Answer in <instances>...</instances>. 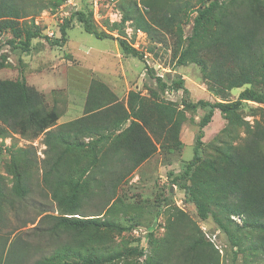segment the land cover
<instances>
[{
    "label": "rangeland",
    "instance_id": "rangeland-1",
    "mask_svg": "<svg viewBox=\"0 0 264 264\" xmlns=\"http://www.w3.org/2000/svg\"><path fill=\"white\" fill-rule=\"evenodd\" d=\"M44 1L49 2L47 9L38 13L33 11L37 1L30 0L29 8L33 13L20 20L24 28H37L41 34L32 40L28 50H24L23 35L14 38L10 32L0 34V82L24 83L40 93L41 108L45 112L55 111L59 116L53 128L112 108L109 117L101 116L97 122L100 119L101 126L109 125L131 112L132 94L143 98L148 105L159 102L183 110L186 103L196 104L200 100L235 101L243 90H233L224 97L217 95L203 78L198 64L178 66L179 54L176 55L173 49L175 36L164 32V43H159L141 29L143 33L137 34L139 29L131 21L132 14L129 21L122 24L125 13L121 6L119 23L111 22L105 15L94 18L98 32L107 35L98 38L95 34L87 33L76 16L78 12H89L86 0ZM189 15V22L184 25L185 38L193 34V14ZM67 22V36L62 39V27ZM12 40L17 47L9 44ZM120 40L134 44L143 59L125 54L120 47ZM55 42H59L58 45ZM147 67L153 68L163 82L150 77ZM181 79L184 80V87L172 89L173 81ZM250 88L258 96L264 94V85L255 84ZM241 109L238 112L239 119L234 121L216 110L213 121L205 128L201 171H207L208 174L203 178L204 182L218 183L231 177L233 165L223 166L225 156L222 153L231 148H238L242 155L254 161L264 158V104L245 101ZM206 112L202 108L194 111L186 109V120L179 133L168 121L164 122L163 128L153 127L160 130L158 135L154 136L148 131L157 147L156 152L123 180L107 210L103 215L96 216L99 218V227L87 231L92 238H83L82 245L78 247L69 244L68 237L41 238L33 232L44 214L37 213L42 207L38 210L31 208L32 202L45 204L53 216H81L59 213L49 188L42 181L41 167L37 165H34L31 173L33 184L30 197L26 200L14 197L11 191L14 185L13 157L19 158L20 162L21 152L35 150L38 159H44V134L35 136L31 130L21 135L0 120V129L5 130V134L0 137V175L7 188L6 193L13 198V206L20 208L21 202L27 206L23 205L27 210H22L20 215L17 213V217L10 211L8 227L0 230L1 262L5 261L14 239L21 235L26 241L44 248L32 256V262L51 256L65 245H70L67 264H87L86 257L90 254L100 257L98 264H151L160 256L169 254L170 244L177 246L184 238L179 235L175 222L177 213L182 212L187 220L186 225L194 222L205 239L218 249L221 264H232L233 250L227 234L219 228L212 216L202 220L195 202L174 183L185 173L186 164L193 159L199 123ZM131 120L110 132L117 134L125 130ZM98 138L91 134L83 141L88 144L98 142ZM27 157L31 159L36 156L29 153ZM193 173L188 179L177 181L193 186ZM42 192L45 197L41 196ZM85 204L84 210L80 211L81 215L93 211L88 203ZM207 206L217 213L222 212L211 203H207ZM221 216L227 220L226 212L223 211ZM32 219L35 220L31 222ZM230 220L234 222L229 221L230 226L242 239L236 264H264V254L254 248L256 245L253 237L257 230L253 225L247 227L244 220L236 215L230 217Z\"/></svg>",
    "mask_w": 264,
    "mask_h": 264
},
{
    "label": "trees",
    "instance_id": "trees-1",
    "mask_svg": "<svg viewBox=\"0 0 264 264\" xmlns=\"http://www.w3.org/2000/svg\"><path fill=\"white\" fill-rule=\"evenodd\" d=\"M36 1L34 12L47 9L49 2ZM29 4L30 0H0V34L10 32L14 38L23 35L24 50H28L32 40L41 35L37 28L26 29L20 22L33 13ZM118 6L125 13L122 24L129 21L132 14L134 27L143 30L152 40L164 43V32L175 36L173 49L176 55L179 54L178 66L198 64L203 78L217 95L224 97L233 90H243L235 101L200 100L196 104L186 103L183 110L159 102L148 105L143 98L132 94L131 112L109 125L101 126L100 119L97 122L101 116L109 117L112 108L53 128L59 116L55 111L45 112L41 108L40 93L24 83L1 81L0 120L21 135L31 130L35 136L44 134L46 146L43 152L45 158L42 160L38 159L35 150L21 152L20 162L19 158L13 157L12 194L21 200L30 197L33 184L31 173L34 165H37L41 167L42 181L49 188L59 213L81 216H53L45 204L32 202L30 207L36 210L42 207L37 213L44 214L33 232L41 238L68 237V243L75 247L82 245L83 238L90 240L92 237L87 231L99 227V218L96 216L104 214L123 180L156 152L157 147L148 131L154 136L158 135L160 130L153 127L163 128L164 122L168 121L179 133L186 120L185 110L202 108L207 112L199 123L193 159L186 164L185 173L177 179L186 180L194 172V185L188 186L177 180L174 183L195 202L202 220L212 216L219 228L227 234L233 250L232 264H236L242 247V239L229 224V221L233 222L230 217L235 215L242 218L247 227L253 225L257 230L253 237L256 245L254 248L264 254V158L254 161L243 156L238 148H231L230 151L222 152L225 156L223 166L233 165L229 179L218 183L204 182L203 178L208 172L201 171L205 128L213 121L215 111L219 110L227 119L234 121L239 119L238 112L242 110L245 101L264 104V94L258 96L250 88L255 84L264 85V0H120ZM87 7L89 10V4ZM190 13L193 14V34L185 38L184 25L189 22ZM76 16L87 33L95 34L98 38L107 36L98 32L90 11L78 12ZM122 24L115 26L121 27ZM68 25L69 22L62 27V39L67 36ZM9 44L17 47L14 40ZM120 47L125 54L143 59V55L126 40H120ZM147 72L153 79L163 82L153 68L147 67ZM172 87H184V80L173 81ZM130 119L131 124L125 130L117 134L110 132ZM4 134L5 130L0 129V137ZM91 134H95L99 140L86 144L83 139ZM101 147L106 148L102 154L104 149H99ZM29 153L37 158L30 159L27 157ZM89 168L91 170L87 171ZM6 191L0 175V230L8 227L10 211L17 217V213L20 215L22 210H27L23 202L20 208H15L13 198ZM41 196L45 197V193L42 192ZM85 203L93 211L81 215ZM207 203L226 212L227 220L221 216L222 212L211 210ZM175 222L179 235L184 238L177 246L170 244L169 254L160 256L151 264H221L218 249L205 239L194 222L186 225L187 220L182 212L177 213ZM173 225L174 221L171 227ZM69 246L65 245L61 251L59 249L51 256L32 262V256L44 248L19 235L10 245L5 261L0 260V264H67ZM99 259L95 254L86 257L87 264H98Z\"/></svg>",
    "mask_w": 264,
    "mask_h": 264
},
{
    "label": "built area",
    "instance_id": "built-area-1",
    "mask_svg": "<svg viewBox=\"0 0 264 264\" xmlns=\"http://www.w3.org/2000/svg\"><path fill=\"white\" fill-rule=\"evenodd\" d=\"M119 1L120 0H86L89 4V11L92 14L93 19H97L96 16L98 15H105L106 18L111 20L113 23H119L121 20V14L118 6ZM136 32L137 34L143 33L141 30ZM131 45L134 47V44Z\"/></svg>",
    "mask_w": 264,
    "mask_h": 264
}]
</instances>
